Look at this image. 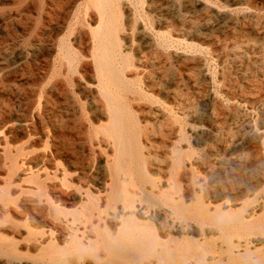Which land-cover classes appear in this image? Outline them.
<instances>
[{
	"label": "bare ground",
	"instance_id": "bare-ground-1",
	"mask_svg": "<svg viewBox=\"0 0 264 264\" xmlns=\"http://www.w3.org/2000/svg\"><path fill=\"white\" fill-rule=\"evenodd\" d=\"M18 3L1 18L20 24L19 37L0 52V64L21 65L18 86H0V101L31 151L21 163L2 156L10 165L0 182V264H264V146H244L258 128L238 122L241 101L220 114L210 108V130L182 145L199 104L182 92V54L202 50L184 44L179 2ZM259 13L242 16L252 31L239 29L231 56L243 42L264 49ZM234 94L228 100H240ZM251 100L264 103V87ZM234 157L247 171H229Z\"/></svg>",
	"mask_w": 264,
	"mask_h": 264
},
{
	"label": "rangeland",
	"instance_id": "rangeland-1",
	"mask_svg": "<svg viewBox=\"0 0 264 264\" xmlns=\"http://www.w3.org/2000/svg\"><path fill=\"white\" fill-rule=\"evenodd\" d=\"M20 1L21 0H17V3H16V0H14V1L13 0H0V6L3 5V7H0V52L6 50V48H4V47L7 46L8 42H9L8 39H9L10 35L11 36H14L15 35V37L18 38L19 36L17 34L20 32V29H18L19 28L18 25H20L19 23L15 22V21H8L6 18H1V17H4V16H1V14L3 15L5 12H8L10 8L13 9V10H14V8H17L18 6H16V4L18 5L19 4L18 2H20ZM176 1L179 2V5H178L179 6L178 7L179 8V13L182 16L181 17V19H182V28H183L182 29V37L185 38L184 39V44L185 45H187V44L188 45L189 44H194L198 48H201V50H202V52H199V53L198 52H194V53H188L187 54L185 50L188 49V47H186L185 50H184L185 51L184 52L185 54H182V67H184V68H182V92L185 93V92L188 91L189 94L188 93L187 94H188V96L191 97L190 99H194V100H197L199 102L198 109H197V113L195 114L196 116L194 115L191 118V119H193V121H191L190 124L188 123V125L186 126V131L185 132H187L189 141H188V139L187 140L186 139H183V141H182V145H184L183 147H185V145H188V144L194 145V143H195L194 135H195L196 132H198L199 127L202 126L201 127L202 129H205L207 131L210 130V127L207 126L208 125V117L207 116L209 114L208 113V110H210V108L213 109L214 112H217L216 114H220L222 112V110L225 109L226 106H228V107L231 108L232 106H235L240 101L242 103L240 102L241 104L240 103L238 104V108H240V109H238V111H239L238 112V122L241 123L242 121L248 120L251 124H253L254 127L258 128L256 130V132H258V133H256L257 135L255 133L251 134L249 140L247 141V143H245L244 146H246V147H257V146L258 147H261V146H264V140H262V142H261V139H264V136H263L264 135V131L262 132V130L264 128V113H263L264 112L263 111L264 110V108H263L264 107V103L263 102L260 103V102H256V101L255 102H251V101H253L251 99H254V98L258 97V95L262 92L263 87H264V83L262 84V82H264V49L261 50L259 48V50H257L256 48L253 47L254 42H252V41H249V43L248 42H245V43L243 42V44H242L243 47H240L241 50L239 49V53H238L239 55L236 54L235 55L236 57H234V55L231 56L232 55V51H231V47L232 46L230 45L231 43L234 44V39L236 37H238L239 31H240L239 29H241V30L243 29V30H247V31H250L251 30L252 31V29H249V28H251V26L249 27V25H251V24H248L247 22H245V21L242 20V18L244 16H247V15L248 16H254V15H257L259 12H261V14L259 13V15H260V18H261V24H263L261 26H262V29L264 31V1L263 0H256V1L255 0H247V1L245 0L246 1L245 2L244 0H238L239 3L236 6H235V4H233L234 3L233 0H208V2H207V0H199V1L198 0H176ZM248 1H249V3H248ZM195 2H197V3H195ZM12 4L14 6H11ZM211 4H213V5L211 6ZM219 4H221V5H219ZM241 4H242V6H241ZM9 5H10V7H9ZM215 5H216V8L218 7V9L213 8V6L215 7ZM257 5H258V7H257ZM220 6H222V7H220ZM253 6H255V7H253ZM245 7H247V10L246 9L245 10H241V9H243ZM250 7H252L253 9L250 8ZM6 8H8V9H6ZM220 8H221V10H219ZM248 8H249V10H248ZM258 8H260V11H259ZM217 10L220 11V14L217 12ZM234 10H236V11H234ZM240 11H241V13H240ZM204 12H207V13H204ZM231 12H233V13H231ZM206 16L208 18H206ZM212 17L213 18H216V19H213ZM234 17L237 18L238 23L236 25H234V27H233V25L230 22H231V19H236ZM193 20H195V21H193ZM198 20L199 21L202 20L201 21L202 23L199 22ZM192 23H194V24L197 23L196 24L197 26L195 27V30H196V33L197 34L196 33L194 34V32L191 33V31H192L193 28L191 27L190 24H192ZM205 24H206V26H205ZM229 24H231L232 26L229 25ZM211 25H212V27H211ZM228 25L230 27H228ZM6 26H7V29H8L7 32L5 31V30H7L6 29ZM224 28H226V30ZM235 30H237V31H235ZM225 31H227V32H225ZM236 34H237V36H236ZM232 36H233V39H232ZM228 38H230L231 40L228 39ZM225 40H227V41L229 40L228 41V44L226 43L227 41H225ZM188 41H189V43H188ZM263 43L264 42H262V44ZM244 44H245V46H244ZM185 45H184V47H185ZM247 46H248V50H246L247 49ZM244 47H246V48L243 49ZM188 50H190V49H188ZM182 52H183V50H182ZM226 53H227V55H226ZM230 53H231V55H230ZM241 53H242V55H241ZM215 54L218 57L220 56L219 58L222 61L220 59H218V57H216ZM223 54H224V57H223ZM199 55H202V56H199ZM199 57H200L199 61L201 60L202 61V64L204 63L202 65L203 68L201 67L202 70H203V76L204 77L201 76L200 79H199V81L195 82L191 77H189V76H191L190 74H192V71H190V67H192L191 63L193 64L194 61H195V59L198 60ZM227 57L229 58V60H228ZM231 57H232V59H231ZM226 58H227V60H226ZM223 59L226 60V61H223ZM258 60H260V62ZM5 64H7V60L2 61L1 64H0V86H18L17 85V81H18V77H19V71L18 70H20L21 65L20 64H15L14 65L15 67L12 66V67H8L7 68V67H5ZM253 64L255 65V68H254V65ZM26 65L27 64H23L22 66H25L26 67ZM186 67L189 68V70L188 69H185ZM235 67L238 68V69H236ZM251 67L254 68V69H252ZM236 70H237V73H236ZM257 72H259V73H257ZM226 73H227L228 76L226 75ZM261 74H262V76H261ZM185 76H186V78H184ZM222 76H225V77H222ZM210 78H212V79H210ZM191 80H193V81H191ZM214 80H215V83H214ZM14 81H16V82H14ZM190 81L192 83H190ZM193 82H195V83H193ZM256 82H259V83H256ZM194 85H196V86H194ZM257 85H259V86H257ZM214 86H215V88H213ZM261 86H263V87H261ZM14 89H16V88H13V91H14ZM208 89H210V90H208ZM212 89H214L216 91H214ZM221 89H223V90H221ZM224 90H227V91H224ZM233 90L235 91L234 93H236L237 95H235L233 93ZM239 90L240 91L242 90L241 93H240ZM210 92L211 93L218 92L220 94L219 95L220 98H218V102H216L215 104H212L214 102H209L208 100H206V98H207L206 97L207 96L206 94H210L211 95ZM243 92H244V94H242ZM228 93L230 95H228ZM15 94H17V92ZM187 94H185V95H187ZM221 94H222V96H221ZM233 94H234V96H236V98L238 97L237 99H240V100L236 101L235 98H233L235 101L233 99L232 100L229 99L230 100L229 101L228 98H230V96L233 95ZM22 95H23V93H22ZM224 96L227 99H225ZM239 96L241 98H239ZM242 97H244V98H242ZM248 97H250V98H248ZM243 102H244V104H243ZM216 108H217V110H216ZM245 109H247V110H245ZM259 109H261V111H259ZM0 112H1L0 113V122H1L0 123V127H2V128H0V165H1L0 166V182L2 184V182L5 181V179H6L5 172H7L6 171L7 170V167H8V165H10V163H8V161L4 160V158L2 156H4L6 154V155H8L11 158L10 160H12V162L15 160L17 163H21V159L25 155V152L26 151H28V152L31 151V148H27L25 150L22 149L23 146L27 145L26 141H27V138L28 137L25 135L26 131H24L25 129L22 128V127H15V128H13L11 130V126L14 125V122H11V121H9L6 118V116H7L6 115L7 114V109H5V107L3 106V103L1 101H0ZM197 117H198V119H197ZM239 119H241V120H239ZM251 119L253 120V122H252ZM6 124H7V126H6ZM6 130H7V132H6ZM9 130L11 132H8ZM232 130H234V129L232 128ZM16 132H18V133H16ZM221 137H222V140L224 142H229L230 140H232V134L230 132H225L224 131L223 134L221 135ZM44 142H46V141L43 139L42 145H43ZM47 146H49V145L46 144L44 147L47 148L46 150L48 151L51 146L50 147H47ZM44 147H43V149H44ZM41 149H42V147L39 150H41ZM28 156L29 155H27V157ZM50 163H52V164H50ZM47 164H50L49 166H51V167H53V165H55V168L58 167V170H60L63 167L53 157H52V159H50V162H47ZM57 164H58V166H57ZM231 168H233V170H235V171L238 170L237 172H240V170H241V173L242 172H245L246 169H243L244 168L243 158L242 157H238V158L237 157L236 158L234 157V160H233V162L231 163V165L229 167V171H232V170H230ZM58 172L59 171L56 170V173H58ZM58 175H59V173H58ZM43 178H45V177H42V179ZM18 241H20V240H18ZM24 243H25V241H20L18 243V247L17 248L19 250H23L24 249L23 248V244ZM17 262H19V261H17ZM20 264H23V262H21Z\"/></svg>",
	"mask_w": 264,
	"mask_h": 264
}]
</instances>
